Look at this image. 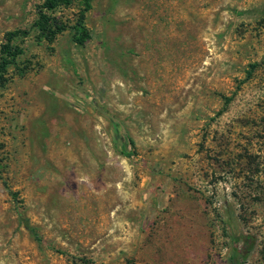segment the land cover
<instances>
[{
    "label": "rangeland",
    "instance_id": "1",
    "mask_svg": "<svg viewBox=\"0 0 264 264\" xmlns=\"http://www.w3.org/2000/svg\"><path fill=\"white\" fill-rule=\"evenodd\" d=\"M42 1L0 0V48ZM85 22L84 45L14 40L0 264H230L235 234L264 264V0H92Z\"/></svg>",
    "mask_w": 264,
    "mask_h": 264
},
{
    "label": "trees",
    "instance_id": "2",
    "mask_svg": "<svg viewBox=\"0 0 264 264\" xmlns=\"http://www.w3.org/2000/svg\"><path fill=\"white\" fill-rule=\"evenodd\" d=\"M75 0H43L37 8V19L33 26L29 29H16L6 33L5 41L0 48V86L6 85L10 81L9 69L14 67L20 75L25 74L27 67H22L19 63V58L24 54V47L15 43L18 37L28 36L32 30H36L37 39L46 40L53 43L58 35L68 29L73 31V41L78 45H84L90 38V32L86 25V14L92 8V0H82L81 7L77 12L76 20L70 24L61 16L55 15V11L62 7H70ZM133 142L131 141V144ZM3 184L8 189L14 200H18L19 193L13 191L6 181ZM20 223L23 224L34 238L41 244H45L46 240L38 232L37 228L31 224L29 218L20 215ZM232 248L230 253V264H244L246 258L254 250L256 238L251 234L237 235L232 238ZM60 253H66L61 249H57Z\"/></svg>",
    "mask_w": 264,
    "mask_h": 264
}]
</instances>
